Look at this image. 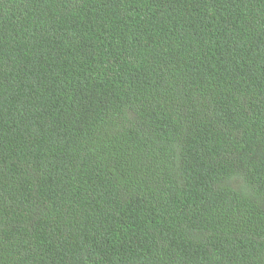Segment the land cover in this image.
I'll use <instances>...</instances> for the list:
<instances>
[{"label":"trees","instance_id":"trees-1","mask_svg":"<svg viewBox=\"0 0 264 264\" xmlns=\"http://www.w3.org/2000/svg\"><path fill=\"white\" fill-rule=\"evenodd\" d=\"M0 264H264V0H0Z\"/></svg>","mask_w":264,"mask_h":264}]
</instances>
